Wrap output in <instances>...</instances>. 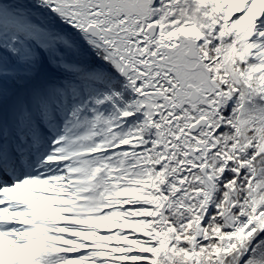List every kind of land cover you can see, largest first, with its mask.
I'll return each mask as SVG.
<instances>
[{"label":"snow or ice","instance_id":"6c2138e0","mask_svg":"<svg viewBox=\"0 0 264 264\" xmlns=\"http://www.w3.org/2000/svg\"><path fill=\"white\" fill-rule=\"evenodd\" d=\"M0 264H264V0H0Z\"/></svg>","mask_w":264,"mask_h":264}]
</instances>
